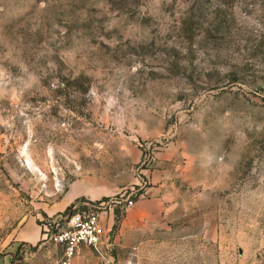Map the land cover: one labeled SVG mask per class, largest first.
I'll list each match as a JSON object with an SVG mask.
<instances>
[{"label": "rangeland", "instance_id": "374dc122", "mask_svg": "<svg viewBox=\"0 0 264 264\" xmlns=\"http://www.w3.org/2000/svg\"><path fill=\"white\" fill-rule=\"evenodd\" d=\"M0 264H264V0H0Z\"/></svg>", "mask_w": 264, "mask_h": 264}, {"label": "built area", "instance_id": "2783aa9c", "mask_svg": "<svg viewBox=\"0 0 264 264\" xmlns=\"http://www.w3.org/2000/svg\"><path fill=\"white\" fill-rule=\"evenodd\" d=\"M133 201H129L132 205ZM102 228L99 223V216L94 212L75 213L69 220L67 229H63L54 235L57 243L65 246V254L72 258L77 253L81 244L92 246L94 250L102 254L101 248Z\"/></svg>", "mask_w": 264, "mask_h": 264}, {"label": "trees", "instance_id": "16d2710c", "mask_svg": "<svg viewBox=\"0 0 264 264\" xmlns=\"http://www.w3.org/2000/svg\"><path fill=\"white\" fill-rule=\"evenodd\" d=\"M74 205H75V204H74ZM74 205H73V206H74ZM73 206L69 207L67 210L69 211Z\"/></svg>", "mask_w": 264, "mask_h": 264}]
</instances>
